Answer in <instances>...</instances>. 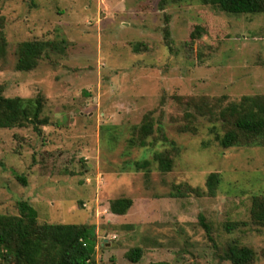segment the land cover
Wrapping results in <instances>:
<instances>
[{
	"label": "rangeland",
	"instance_id": "1",
	"mask_svg": "<svg viewBox=\"0 0 264 264\" xmlns=\"http://www.w3.org/2000/svg\"><path fill=\"white\" fill-rule=\"evenodd\" d=\"M33 40L47 56L18 70V45ZM0 41L3 94L41 95L48 119L40 134L0 128V214L18 215L26 200L39 223L95 225L97 264H232L222 254L234 243L264 264V226L251 213L264 196V144L216 138L229 128L223 107L264 95V13L199 0H0ZM144 123L147 145L131 143ZM157 151L173 158L170 171ZM144 159L149 168L137 169ZM186 184L202 194L172 195ZM120 197L133 200L124 215L110 211Z\"/></svg>",
	"mask_w": 264,
	"mask_h": 264
},
{
	"label": "trees",
	"instance_id": "2",
	"mask_svg": "<svg viewBox=\"0 0 264 264\" xmlns=\"http://www.w3.org/2000/svg\"><path fill=\"white\" fill-rule=\"evenodd\" d=\"M203 4H212L231 14L264 13V0H199ZM167 33H169L167 31ZM47 43L33 40L18 45L16 67L21 71L33 70L39 60L46 55ZM7 50L5 42L0 41V62ZM47 56V55H46ZM44 98L25 99L20 96L7 97L0 87V128L24 127L33 125L41 133V125L47 124V118H41ZM220 120L226 127L223 134H217L219 143L225 147L239 144H264V95H244L238 101H232L220 110ZM162 127H160L161 129ZM153 132V125L144 123L138 128L139 136L131 138L146 146V137ZM164 140H168L163 135ZM153 159L159 162L162 171H170L173 158L167 152L157 151ZM149 159L136 161L137 169H148ZM17 177L26 184L22 175ZM220 182L219 173L212 172L207 178V194L214 196ZM201 195L199 188L188 184L177 187L173 196ZM133 204L130 197H120L110 201L113 214L124 215ZM18 215L0 214V264H97L96 226L89 224L39 223L37 210L26 200L18 202ZM254 222L264 226V196H255L251 208ZM200 222L207 235H211V226L200 214ZM227 230H232L227 225ZM141 247H133L128 252V259L137 262L142 255ZM222 258L232 264H252L255 250L238 243L230 244L224 250Z\"/></svg>",
	"mask_w": 264,
	"mask_h": 264
}]
</instances>
